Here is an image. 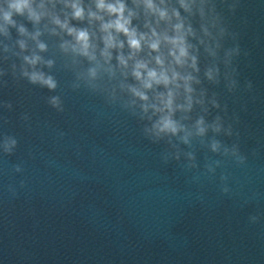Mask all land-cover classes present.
Returning a JSON list of instances; mask_svg holds the SVG:
<instances>
[{
  "label": "clouds",
  "instance_id": "obj_1",
  "mask_svg": "<svg viewBox=\"0 0 264 264\" xmlns=\"http://www.w3.org/2000/svg\"><path fill=\"white\" fill-rule=\"evenodd\" d=\"M217 21L211 0H0V35L11 39L14 29L21 52L27 50V40L35 42L40 52L46 51L47 44L40 40L45 31L68 37L60 48L87 61L88 88L149 121L143 131L154 140L185 132L181 121L186 116L178 119L177 113L186 114L194 102L202 103L194 99L193 84L200 82L194 75L199 72L194 53L202 46L215 55ZM22 60L26 67L22 66L21 75L30 84L57 89V80L38 68L51 67L52 61L36 51ZM206 76L212 79V72ZM49 102L63 111L59 96ZM195 127L198 134L205 133L203 118ZM182 139L187 143V136ZM212 147L215 150L216 143Z\"/></svg>",
  "mask_w": 264,
  "mask_h": 264
}]
</instances>
